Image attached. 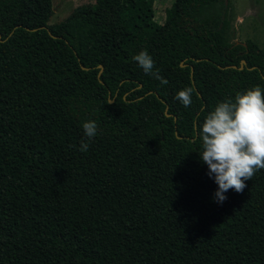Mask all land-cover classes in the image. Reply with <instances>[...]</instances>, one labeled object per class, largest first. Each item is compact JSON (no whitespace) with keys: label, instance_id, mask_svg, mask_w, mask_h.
Masks as SVG:
<instances>
[{"label":"trees","instance_id":"16d2710c","mask_svg":"<svg viewBox=\"0 0 264 264\" xmlns=\"http://www.w3.org/2000/svg\"><path fill=\"white\" fill-rule=\"evenodd\" d=\"M227 11L172 0L158 23L153 0H93L47 24L51 0H0V264H264V169L218 203L199 156L208 112L264 90Z\"/></svg>","mask_w":264,"mask_h":264},{"label":"clouds","instance_id":"9594fccd","mask_svg":"<svg viewBox=\"0 0 264 264\" xmlns=\"http://www.w3.org/2000/svg\"><path fill=\"white\" fill-rule=\"evenodd\" d=\"M145 74L167 84V80L154 70L155 62L146 50L132 57ZM193 89L179 90L175 99L183 106L191 105ZM83 135L79 151H87L89 142L97 135L94 120L82 123ZM202 141L200 159L207 165V175L218 186L214 196L222 203L229 190L240 193L254 174L264 169V90L259 86L237 93L234 99L217 103L199 126Z\"/></svg>","mask_w":264,"mask_h":264},{"label":"rangeland","instance_id":"374dc122","mask_svg":"<svg viewBox=\"0 0 264 264\" xmlns=\"http://www.w3.org/2000/svg\"><path fill=\"white\" fill-rule=\"evenodd\" d=\"M93 0H51L52 13L47 24L66 17L77 5ZM172 0H153V19L161 23ZM231 40L251 41L264 51V0H227Z\"/></svg>","mask_w":264,"mask_h":264},{"label":"water","instance_id":"95a60500","mask_svg":"<svg viewBox=\"0 0 264 264\" xmlns=\"http://www.w3.org/2000/svg\"><path fill=\"white\" fill-rule=\"evenodd\" d=\"M180 66H182L183 64H179ZM244 65V60H240V62H239V66L237 67L238 69H241L242 68V66ZM111 100H109V102H110Z\"/></svg>","mask_w":264,"mask_h":264},{"label":"crops","instance_id":"0c3cea01","mask_svg":"<svg viewBox=\"0 0 264 264\" xmlns=\"http://www.w3.org/2000/svg\"><path fill=\"white\" fill-rule=\"evenodd\" d=\"M228 19H229V17H228ZM262 50V49H261Z\"/></svg>","mask_w":264,"mask_h":264}]
</instances>
